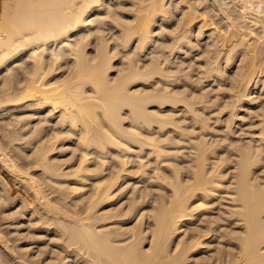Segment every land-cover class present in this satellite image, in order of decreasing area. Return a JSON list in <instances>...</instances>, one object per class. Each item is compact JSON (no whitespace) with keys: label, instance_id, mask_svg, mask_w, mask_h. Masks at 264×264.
Masks as SVG:
<instances>
[{"label":"bare ground","instance_id":"6f19581e","mask_svg":"<svg viewBox=\"0 0 264 264\" xmlns=\"http://www.w3.org/2000/svg\"><path fill=\"white\" fill-rule=\"evenodd\" d=\"M0 207V264H264V0H0Z\"/></svg>","mask_w":264,"mask_h":264},{"label":"rangeland","instance_id":"374dc122","mask_svg":"<svg viewBox=\"0 0 264 264\" xmlns=\"http://www.w3.org/2000/svg\"><path fill=\"white\" fill-rule=\"evenodd\" d=\"M66 147H69L68 146V144H67V146ZM71 149H69L67 152H65L64 153V155L66 156L65 158H67V159H70V160H73L72 162H71V165H72V163L74 164L75 162H76V158L77 157H79V155H80V153H79V151H78V147H77V145L75 144V147H74V145L72 146V147H70ZM72 152V153H71ZM75 152V153H74ZM73 154H74V156H73ZM21 161V163H23L24 165H28L29 163H28V161H22V160H20ZM2 173V175L9 181V183L11 184V186H12V194L14 195V196H16V195H18V194H22V195H24V196H26L27 198L29 197V194L27 193V191H26V189H24L23 188V186H21L20 184H15L16 182H14V181H12L10 178H8V176L4 173V172H1ZM36 173L38 174V175H40V171H36ZM138 176V175H137ZM136 182V185L137 184H139L138 185V187H142V188H148V189H155L156 187H157V185H158V183L157 182H155V181H152L151 182V180H146V179H139V180H136L135 181ZM150 182V183H149ZM146 183V184H145ZM16 185V186H15ZM20 185V186H19ZM23 189H24V191H23ZM45 189L46 190H48V188L47 187H45ZM28 196H27V195ZM30 199V198H29ZM33 207V206H32ZM218 206L217 205H215V206H213V211H210L209 213H211V214H216V215H219V209L217 208ZM2 208L0 207V210H1ZM215 209H217V210H215ZM0 223H1V217H0ZM2 223H5V221L3 222V220H2ZM2 223L0 224V225H2ZM201 222L199 221H197L196 222V225H199ZM220 223H224V225H226L227 223H225V222H220ZM228 225V224H227ZM7 225H3V227H1L2 229H4L5 231L7 230ZM27 227V225L26 226H23L22 228L24 229V228H26ZM6 228V229H5ZM21 228V229H22ZM51 235V234H50ZM45 236V238H44V242H46V240H47V236H49V234L46 236V235H44ZM16 236H12V238H15ZM49 238H53L52 236L50 237L49 236ZM214 238V237H213ZM212 241H213V239H211ZM210 240V241H211ZM43 242V241H42ZM43 242V243H44ZM214 245H216V243L215 244H213V247H214ZM37 246V245H36ZM206 252H208V251H206ZM205 252V253H206ZM69 261L71 262H69L68 264H79V263H76V262H74V259H69Z\"/></svg>","mask_w":264,"mask_h":264}]
</instances>
